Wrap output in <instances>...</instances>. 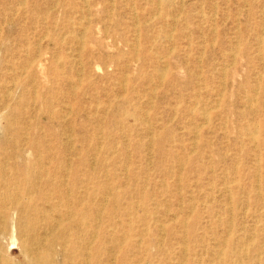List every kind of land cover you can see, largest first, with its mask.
Returning a JSON list of instances; mask_svg holds the SVG:
<instances>
[{
  "label": "rangeland",
  "instance_id": "374dc122",
  "mask_svg": "<svg viewBox=\"0 0 264 264\" xmlns=\"http://www.w3.org/2000/svg\"><path fill=\"white\" fill-rule=\"evenodd\" d=\"M0 264H264V0H0Z\"/></svg>",
  "mask_w": 264,
  "mask_h": 264
},
{
  "label": "bare ground",
  "instance_id": "6f19581e",
  "mask_svg": "<svg viewBox=\"0 0 264 264\" xmlns=\"http://www.w3.org/2000/svg\"><path fill=\"white\" fill-rule=\"evenodd\" d=\"M169 39V38H168ZM137 43V42H136ZM81 45H83V44H81ZM256 126V125H255ZM92 167V166H91ZM259 168V167H258ZM258 184V183H257ZM19 194V193H18ZM106 196V195H105ZM16 202V201H15ZM15 204V203H14ZM2 217V216H1ZM232 223V222H231ZM163 237V236H162ZM45 240V239H44ZM225 242V241H224ZM221 252V251H220ZM88 260V259H87Z\"/></svg>",
  "mask_w": 264,
  "mask_h": 264
}]
</instances>
